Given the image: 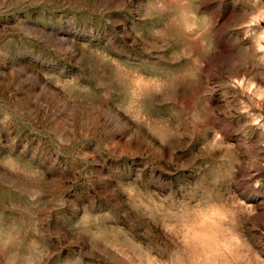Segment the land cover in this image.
<instances>
[{
	"label": "rangeland",
	"instance_id": "rangeland-1",
	"mask_svg": "<svg viewBox=\"0 0 264 264\" xmlns=\"http://www.w3.org/2000/svg\"><path fill=\"white\" fill-rule=\"evenodd\" d=\"M0 264H264V0H0Z\"/></svg>",
	"mask_w": 264,
	"mask_h": 264
}]
</instances>
